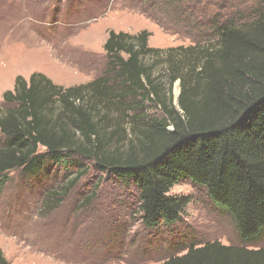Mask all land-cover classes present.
I'll return each mask as SVG.
<instances>
[{
  "label": "trees",
  "instance_id": "16d2710c",
  "mask_svg": "<svg viewBox=\"0 0 264 264\" xmlns=\"http://www.w3.org/2000/svg\"><path fill=\"white\" fill-rule=\"evenodd\" d=\"M252 11L247 22L214 23L211 44L187 48H152L145 30H111L103 44L107 75L85 84L63 87L41 72L16 76L0 105V192L12 171L38 176L71 169L65 194L94 169L133 189L142 224L158 232L183 222L189 199L168 192L189 179L232 217L242 242L258 241L264 234V4ZM148 55L165 60L171 83L180 81L182 115L154 83L157 63H146ZM146 102L162 116L146 114ZM54 193L59 196L48 195ZM244 246L206 242L161 264H264V247ZM0 264H11L1 249Z\"/></svg>",
  "mask_w": 264,
  "mask_h": 264
},
{
  "label": "rangeland",
  "instance_id": "374dc122",
  "mask_svg": "<svg viewBox=\"0 0 264 264\" xmlns=\"http://www.w3.org/2000/svg\"><path fill=\"white\" fill-rule=\"evenodd\" d=\"M262 4L264 0H0V105L16 76L28 79L41 72L63 87L106 76L103 44L111 30H145L147 45L161 50L207 45L214 41V23L250 21L252 9ZM175 57L180 60L182 53ZM158 58L148 55L144 61L157 63L154 83L182 115L180 81L170 82L171 69ZM145 104L146 114L162 116L159 108ZM2 142L0 133V146ZM74 172L56 167L38 176L10 173L0 192V249L11 264H161L190 246L212 241L264 247V234L258 241L242 242L232 217L189 179L168 192L188 197L183 222L155 232L142 224L133 189L94 169L64 194ZM51 191L59 196L48 195Z\"/></svg>",
  "mask_w": 264,
  "mask_h": 264
}]
</instances>
